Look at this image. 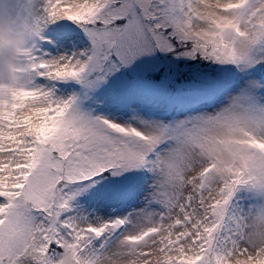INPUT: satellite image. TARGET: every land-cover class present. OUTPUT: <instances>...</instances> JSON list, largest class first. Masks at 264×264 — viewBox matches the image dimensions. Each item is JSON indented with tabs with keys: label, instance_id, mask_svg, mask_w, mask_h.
Wrapping results in <instances>:
<instances>
[{
	"label": "snow or ice",
	"instance_id": "6c2138e0",
	"mask_svg": "<svg viewBox=\"0 0 264 264\" xmlns=\"http://www.w3.org/2000/svg\"><path fill=\"white\" fill-rule=\"evenodd\" d=\"M0 264H264V0H0Z\"/></svg>",
	"mask_w": 264,
	"mask_h": 264
}]
</instances>
